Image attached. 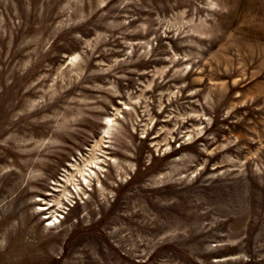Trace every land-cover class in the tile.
<instances>
[{
	"label": "rangeland",
	"instance_id": "rangeland-1",
	"mask_svg": "<svg viewBox=\"0 0 264 264\" xmlns=\"http://www.w3.org/2000/svg\"><path fill=\"white\" fill-rule=\"evenodd\" d=\"M0 264H264V0H0Z\"/></svg>",
	"mask_w": 264,
	"mask_h": 264
}]
</instances>
